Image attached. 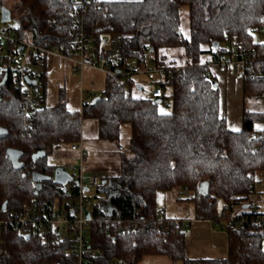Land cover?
Returning a JSON list of instances; mask_svg holds the SVG:
<instances>
[{"label":"trees","instance_id":"obj_1","mask_svg":"<svg viewBox=\"0 0 264 264\" xmlns=\"http://www.w3.org/2000/svg\"><path fill=\"white\" fill-rule=\"evenodd\" d=\"M75 2L14 0L9 6L0 0L16 17L19 37L66 50L72 31L79 28ZM183 6L188 15L187 38L180 31ZM262 27L264 0L92 2L82 28L94 49L99 48L101 34L107 32L117 42L119 70H126L128 61H134L136 69H143L146 63L163 68L154 85L162 88V96L135 97L131 74H106L99 100L84 102L81 110H68L62 89L55 104L47 103L46 71L42 69L38 73L41 95L24 126L23 96L7 79L0 85V218L54 197V182L42 181L35 192L31 173L52 174L54 165L48 163L47 154L78 141L83 119L96 120L98 137L110 141L116 140L120 126L128 123L132 155L121 159L117 174L103 178L110 187L106 192H101L103 184L97 188L102 197L91 207L88 239L91 247L100 251L91 257L93 264H137L145 255H164L171 264H264V222L235 227L226 223L225 257L188 258L185 233L173 227L165 235L162 226L170 217L166 213L160 217L158 212L164 208L155 203L158 191L176 187L178 192L189 193L195 219L221 222L236 205L244 208L253 202L256 175L261 174L264 181V108L250 109L245 99H258L264 91V74L211 72L204 63L233 51L240 53V48L259 59L264 55V42L255 41L253 32ZM177 46L183 48L182 65L159 53L161 48ZM253 64L263 66L258 60ZM229 76L241 81L238 130L228 126L221 104L219 80ZM168 99L170 111L160 112L158 103L167 104ZM8 148L21 151L20 168L13 166L6 154ZM41 150L46 155L33 160L32 155ZM200 187L207 193H201ZM69 242V237H25L17 229L1 225L0 264H76V257L66 254Z\"/></svg>","mask_w":264,"mask_h":264},{"label":"built area","instance_id":"obj_2","mask_svg":"<svg viewBox=\"0 0 264 264\" xmlns=\"http://www.w3.org/2000/svg\"><path fill=\"white\" fill-rule=\"evenodd\" d=\"M76 9L75 20L79 22V28L72 31L70 47L66 50L57 45L37 44L18 36V23L8 25L14 14L9 13V20L1 21L3 3H0V81L3 76L20 90L24 102L22 111L24 114V126L35 112L37 102L42 90V80L38 78L40 70L36 67L43 66L47 56L64 59L74 73L82 74L85 67L94 68L105 74H133L137 71L162 73L163 68H152L151 65L143 69H136L134 64H129L126 70L118 69V55L112 53L109 44H101L97 50L91 44L90 37L82 28V19L86 8L95 0H75ZM264 36V27L256 28ZM233 51L228 55L214 57L204 65L211 72H224L227 74L238 75L247 72L250 76H261L264 74V55L259 59L253 58L246 53ZM254 53V52H253ZM264 54V53H263ZM254 55V54H253ZM263 62V66H255L254 61ZM26 77L35 79V82L28 83ZM153 97L162 96V88L154 86L151 91ZM258 99L264 103V91L258 94ZM92 100L91 96L81 100L82 104ZM81 110V108H80ZM83 120L81 121L82 128ZM264 127V125H263ZM80 128V132H81ZM68 150L77 155V162H66L62 165L72 177L64 184H55L53 191L54 197L49 201L32 202L23 207L20 212L10 214L6 218H0L1 225H9L20 233L26 235L34 234L42 239H62L69 237V247L67 255L76 257V264H93L91 257L99 254L98 248L91 247L88 239L89 224L92 220L91 208L93 202L87 194L90 187L98 188L102 183L99 176L89 175L84 178L85 162L88 158V150L81 140V133L78 141L70 144ZM71 182L70 188L66 185ZM186 190L178 192V195L185 194ZM234 209V208H233ZM88 210L90 218L85 216ZM160 217L165 216L163 209L158 212ZM169 221L162 226L165 235H168L171 228H177L185 232L191 220L188 218L170 217ZM213 226L223 229L228 223L232 226L244 225L247 222L263 223L264 211L255 205L240 207V211H231L227 214V219L218 221L207 220ZM135 228V227H134Z\"/></svg>","mask_w":264,"mask_h":264},{"label":"rangeland","instance_id":"obj_3","mask_svg":"<svg viewBox=\"0 0 264 264\" xmlns=\"http://www.w3.org/2000/svg\"><path fill=\"white\" fill-rule=\"evenodd\" d=\"M13 1L14 0H4L6 5L9 6ZM15 24V18H11L8 22V25ZM180 31L184 38L188 37V15L185 6L180 8ZM253 39L255 41L264 42V36L261 31L253 32ZM101 44H109L112 47V53H116L117 42L111 34L103 32L101 34L100 45ZM159 53L164 55L166 60H170L176 65H182L185 62V56L181 46L161 48ZM205 58V56H202L201 61H204ZM133 63L134 61H128V64ZM148 66L149 64L146 63L144 67ZM35 69H45L46 71L47 103L49 105L55 104L58 101V91L62 89L66 100L65 107L68 110H80L82 99L88 96H91V98L99 96L105 86V72L85 67L82 74L74 73L71 71V67L67 61L53 56H47L45 64ZM130 76L136 83L135 87L132 88V95L142 98L151 95L155 81L159 78L156 72L137 71ZM219 83H221V80H219ZM137 86H140V88ZM165 91L167 94L170 93L169 88H166ZM233 99L235 100V97ZM245 103L250 109L259 110L264 108V103L260 99L246 97ZM157 108L160 112L170 111V99H168L167 104L159 102ZM97 128L98 124L96 120L83 119L80 132L81 140L89 153L87 161L85 162V170L83 172L84 178H88L89 175H95L101 178L115 175L119 172L121 159L132 155L130 149V126L128 123H123L120 126L119 136L113 141L99 138L97 135ZM47 161L54 166H62L69 161L76 163L77 155L69 151L67 147H63L47 154ZM70 186L71 182L66 185L67 188H70ZM254 187L255 193L251 196L253 202L250 203L264 211V181L261 178V174L256 175ZM178 190L179 189L175 187L170 190L158 191L155 200L156 206L164 207L167 214H169H166L168 217L188 218L192 221L195 213L193 203L188 199L189 193L178 196ZM87 194L90 196L92 202L102 197V193L98 192L95 187H90ZM220 205L221 202L218 201V206ZM89 208H91V206H89ZM234 211H240L239 205L235 206ZM187 230L188 227L186 231ZM137 264H171V262L164 255H145ZM175 264H181V262L177 261Z\"/></svg>","mask_w":264,"mask_h":264},{"label":"crops","instance_id":"obj_4","mask_svg":"<svg viewBox=\"0 0 264 264\" xmlns=\"http://www.w3.org/2000/svg\"><path fill=\"white\" fill-rule=\"evenodd\" d=\"M240 83L241 81L233 76H229L225 79L222 78L221 83H219L221 88V104L225 110L228 126L233 130H238L241 127L242 98ZM184 233V253L186 257L223 258L226 256V232L223 229L213 226L209 221L194 218L188 230Z\"/></svg>","mask_w":264,"mask_h":264},{"label":"water","instance_id":"obj_5","mask_svg":"<svg viewBox=\"0 0 264 264\" xmlns=\"http://www.w3.org/2000/svg\"><path fill=\"white\" fill-rule=\"evenodd\" d=\"M9 9L7 7H3L2 8V14H1V21H7L9 20L10 16H9ZM6 79V76H3L2 80L0 81V85L4 84ZM26 80L28 83L31 82H35V79H30L28 77H26ZM217 82L214 81L213 85L216 86ZM138 88H140V86H137ZM101 98V96H95L94 98H92V102H96L97 100H99ZM159 99H156L155 102H158ZM6 154L8 155L9 159L11 160L13 166L15 168H20L23 164L20 161V156H21V151L14 149V148H8L6 150ZM46 155V152L44 150L38 151L36 153H34L32 155V159L36 160L37 158L43 157ZM72 177L70 176V174L65 170V168L63 166H54L53 168V172L51 175H45L42 173H39L37 171H33L31 173V180L32 182L35 184V192H37L40 188H41V184L42 181L44 180H52L55 184H64L66 183L68 180H71ZM101 183L105 186H103L101 188V192H106L107 188L110 187V183L106 181V179H102ZM199 191L203 194H206V188L202 189L201 187L199 188ZM2 207H4V204L2 205ZM85 216L87 218H90V214L88 212V210H85ZM29 235L26 234L25 237H28Z\"/></svg>","mask_w":264,"mask_h":264}]
</instances>
